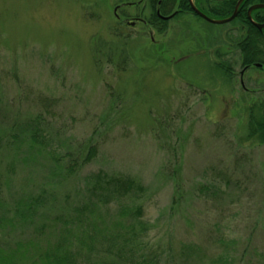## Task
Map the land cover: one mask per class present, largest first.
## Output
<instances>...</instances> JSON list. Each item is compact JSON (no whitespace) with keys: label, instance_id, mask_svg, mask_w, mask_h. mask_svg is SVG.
<instances>
[{"label":"rangeland","instance_id":"obj_1","mask_svg":"<svg viewBox=\"0 0 264 264\" xmlns=\"http://www.w3.org/2000/svg\"><path fill=\"white\" fill-rule=\"evenodd\" d=\"M124 1L138 0H0V137L32 128L42 143L17 161L1 143L0 261L18 247L25 264L54 241L76 247L86 221L65 234L66 218L105 172L141 187L98 203L107 222L141 207L136 264H264V142L240 129L264 101V69L242 73L238 23L186 10L158 31L150 8H114ZM197 1L217 17L221 0ZM90 247L77 264L110 258L109 242Z\"/></svg>","mask_w":264,"mask_h":264},{"label":"trees","instance_id":"obj_2","mask_svg":"<svg viewBox=\"0 0 264 264\" xmlns=\"http://www.w3.org/2000/svg\"><path fill=\"white\" fill-rule=\"evenodd\" d=\"M156 1L157 0H148V4L154 5ZM176 1L177 4L183 8H178L176 11H170L172 8H158L160 14L167 16L174 12L172 19H175L186 10L191 12L190 8H185V5L187 4L186 0ZM235 2L236 0H221L220 2L215 3V6L213 5L209 11L217 16L214 18L223 19L231 15ZM255 2L264 3V0H244L239 6L238 13L236 17H234L235 19L232 20L231 23H238L241 26L242 33L239 38L235 39L238 47L237 49L240 51L242 66L250 68L251 66H254V64H260L261 66L256 68L264 69V28L258 30L246 17L247 7ZM150 9L152 12L150 13V16L145 19L146 24L151 26L154 25L158 31L163 30L167 21L162 20L161 18L159 19V16H157L154 11L156 8ZM251 17L255 22L264 23V9H256L252 11ZM241 123L240 129L245 131V138L247 140H253L258 144L263 143L264 101H255L248 105L245 109V117ZM22 131L23 132L21 133L9 132L7 133L8 135L6 139L5 136L0 137V148L2 147L1 143L5 140L6 144L15 151L16 154L12 153V158L13 160L16 159V161L19 151H22L23 148H25L30 154L38 149L36 143L41 142L38 140L39 135L37 134L36 129L31 128L27 131ZM94 150L95 148L90 146L84 161H89L93 158L96 153ZM26 156L22 160H28V163L30 164L31 160H34L36 157V154L28 155V158H26ZM60 164L61 167L66 170H72L74 168V166L68 164L64 167L66 163L63 160ZM94 178L96 180V186L94 185L93 187L91 186L90 188H87L88 192L86 193V201L73 209V213L68 215L66 218V225H64V231L65 234H67L68 229L73 231L81 226L82 223L84 225V221H86V237L83 234L79 238H75L74 241L76 240L77 244L76 247L72 249L65 248V245L64 247H60V243L54 241L53 244L40 251L37 258L30 264H77L74 256L75 253L73 252L89 251V254H91V251L94 250H92L90 246H92L94 241L98 238L109 242L110 247H107L104 254L110 257L111 260L115 259L123 264H136L137 259L134 254L140 247V244L134 239H136L137 233H142L147 227L143 221L136 219L138 216L141 217V207L136 205L131 206L134 204H122L118 207L113 222H107V218L100 215L102 210L98 206V203L101 201L107 203L111 200H121L130 192L136 194L138 192L137 190L141 189V187L132 178H126L119 175H109L105 172H97L94 175ZM95 216L97 217L95 218ZM112 218L113 217H111V219ZM66 240L67 239L64 241ZM69 243L73 244L74 242L70 241ZM62 248L63 251L61 250ZM26 249L22 251L20 250V247H18V249L13 248V250H7L5 254L2 253L3 259L0 261V264H17L18 260H21L22 263L25 264L23 260L29 255V250ZM18 250L21 251L19 254ZM100 254L98 257L101 262L98 264H116V262L111 261L110 258L106 259L104 255L100 257ZM132 259L133 261H131ZM145 260L146 261L140 260L137 264H153L154 262V259L151 256L150 262L147 258H145Z\"/></svg>","mask_w":264,"mask_h":264},{"label":"water","instance_id":"obj_3","mask_svg":"<svg viewBox=\"0 0 264 264\" xmlns=\"http://www.w3.org/2000/svg\"><path fill=\"white\" fill-rule=\"evenodd\" d=\"M190 2V6H191V9L198 15L200 16L202 19L208 21V22H211V23H214V24H225V23H228L230 21H232L234 19V17H236L237 15V11H238V6H240V4L242 2H244V0H237L236 1V4L234 6V9H233V12L232 14L229 16V17H226V18H223V19H210L208 16H206L204 13H202L201 11H199L198 9L195 8V6L191 3V1L189 0ZM255 9H264V4L263 3H258V4H253L251 5L248 10H247V16L248 17V20L249 22L254 26L256 27L257 29H262L264 28V23H257L255 21H253V19L250 17L251 15V12Z\"/></svg>","mask_w":264,"mask_h":264},{"label":"flooded vegetation","instance_id":"obj_4","mask_svg":"<svg viewBox=\"0 0 264 264\" xmlns=\"http://www.w3.org/2000/svg\"><path fill=\"white\" fill-rule=\"evenodd\" d=\"M190 1L195 6V8H201V6H198V1L197 0H195L194 2H193V0H190ZM186 2H187V4L185 5V8H191L189 0H186ZM136 6L137 7L141 6V7H144V8L147 7L148 9L149 8H169V9L170 8H183V7H181V6H179L177 4L176 0H157L154 5H149L148 4V0H138L136 3L135 2H129V1L125 2L124 1L120 5L114 6V8L122 7V8H127L128 9L130 7H136ZM238 8H239V6H238ZM174 11H176V10H174ZM156 13L158 15V11H156ZM167 21H169V20H167ZM140 22H143V20L140 19Z\"/></svg>","mask_w":264,"mask_h":264}]
</instances>
